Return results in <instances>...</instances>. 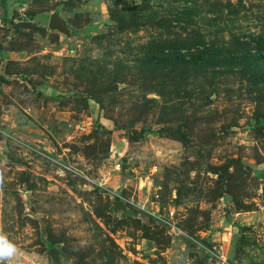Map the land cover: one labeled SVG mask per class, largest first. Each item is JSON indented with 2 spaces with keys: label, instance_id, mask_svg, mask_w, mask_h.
Instances as JSON below:
<instances>
[{
  "label": "rangeland",
  "instance_id": "obj_1",
  "mask_svg": "<svg viewBox=\"0 0 264 264\" xmlns=\"http://www.w3.org/2000/svg\"><path fill=\"white\" fill-rule=\"evenodd\" d=\"M0 235V264H264V0H0Z\"/></svg>",
  "mask_w": 264,
  "mask_h": 264
},
{
  "label": "water",
  "instance_id": "obj_2",
  "mask_svg": "<svg viewBox=\"0 0 264 264\" xmlns=\"http://www.w3.org/2000/svg\"><path fill=\"white\" fill-rule=\"evenodd\" d=\"M49 27L52 30H58L65 35H70V29L67 26L65 20L58 14L53 13L50 17ZM61 247L55 246L48 252L53 264H66V262L62 259L61 255Z\"/></svg>",
  "mask_w": 264,
  "mask_h": 264
},
{
  "label": "clouds",
  "instance_id": "obj_3",
  "mask_svg": "<svg viewBox=\"0 0 264 264\" xmlns=\"http://www.w3.org/2000/svg\"><path fill=\"white\" fill-rule=\"evenodd\" d=\"M15 252V246L9 243L3 235H0V261L11 258Z\"/></svg>",
  "mask_w": 264,
  "mask_h": 264
},
{
  "label": "trees",
  "instance_id": "obj_4",
  "mask_svg": "<svg viewBox=\"0 0 264 264\" xmlns=\"http://www.w3.org/2000/svg\"><path fill=\"white\" fill-rule=\"evenodd\" d=\"M263 122V121H262Z\"/></svg>",
  "mask_w": 264,
  "mask_h": 264
}]
</instances>
